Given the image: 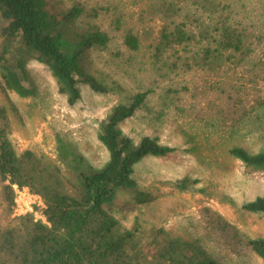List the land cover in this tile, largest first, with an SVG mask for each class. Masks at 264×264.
Segmentation results:
<instances>
[{"label": "trees", "instance_id": "1", "mask_svg": "<svg viewBox=\"0 0 264 264\" xmlns=\"http://www.w3.org/2000/svg\"><path fill=\"white\" fill-rule=\"evenodd\" d=\"M122 5L78 0L66 9L52 0H0V77L9 92L38 97L29 69L37 63L51 73L71 107L83 101L85 88L109 94L87 64L92 53L108 51L112 65L131 79L136 69L149 75L101 122L98 139L109 153L101 168L68 137L56 135V157L75 181L39 152L14 145L8 110L0 105V264H223L199 241L172 237L164 229L145 235L140 226L127 229L114 217L122 193L132 201L127 211L154 201L134 179L136 166L176 151L156 137L137 140L123 125L159 90L163 109L176 107L182 96L174 80L204 73L214 81L205 89L215 98L195 119L210 134L229 140L242 126L264 128V24L250 19L242 0H125ZM228 153L264 172V146L256 153L231 146ZM197 183L187 177L175 187L196 194L203 191ZM13 185L42 197L48 224L33 215L12 217ZM243 209L264 216V197ZM201 219L221 247L264 261V237H248L209 208L201 210Z\"/></svg>", "mask_w": 264, "mask_h": 264}, {"label": "rangeland", "instance_id": "2", "mask_svg": "<svg viewBox=\"0 0 264 264\" xmlns=\"http://www.w3.org/2000/svg\"><path fill=\"white\" fill-rule=\"evenodd\" d=\"M52 1L67 9L78 0ZM80 1H89L91 5L109 2L123 8L125 0L122 3L118 0ZM242 1L250 19L259 26L264 24V0ZM130 10L133 19L130 24H134L137 9ZM111 48L112 52L116 51L115 46ZM111 58L109 51L92 53L87 63L90 73L108 87L109 94L100 96L85 88L83 101L74 107L60 94L51 73L40 64L33 63L29 67L40 90L36 99H23L9 92L0 77V105L8 110L14 145L20 150L39 152L47 164L61 168L63 176L71 181H75L74 174L56 157L57 134L68 137L93 166L101 168L106 164L109 153L98 139L100 124L117 104L127 102L139 91L137 81L149 76L136 69L133 80L129 73L117 70ZM211 83L213 79L204 73L178 77L173 82V86L181 90L182 102L178 108L163 109L162 90H159L149 98L147 108L123 125L124 131L137 140L143 136L156 137L161 144L176 151L163 158H145L135 168L134 179L154 201L138 211H127L126 205L132 201L122 193L113 215L127 229L140 226L145 235L164 229L172 237L199 241L223 264H264L256 255H233L221 247L201 219V210L209 208L248 237H264V216L243 209L245 204L264 197V172L247 168L228 153L231 146L258 152L264 146V128L242 126L229 140L210 134L203 123L196 121L195 113L215 98L205 89ZM184 87L191 92L184 91ZM187 177L198 181L196 187L203 191L183 193L175 187L177 181Z\"/></svg>", "mask_w": 264, "mask_h": 264}, {"label": "built area", "instance_id": "3", "mask_svg": "<svg viewBox=\"0 0 264 264\" xmlns=\"http://www.w3.org/2000/svg\"><path fill=\"white\" fill-rule=\"evenodd\" d=\"M15 193V203L13 206V217H23L33 215L35 221L48 224L45 216V203L41 196L34 194L28 187L13 185Z\"/></svg>", "mask_w": 264, "mask_h": 264}]
</instances>
